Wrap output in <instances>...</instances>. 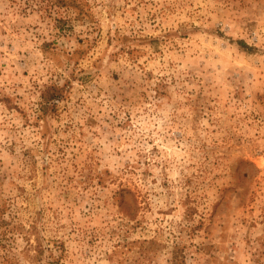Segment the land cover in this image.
<instances>
[{"label": "rangeland", "instance_id": "rangeland-1", "mask_svg": "<svg viewBox=\"0 0 264 264\" xmlns=\"http://www.w3.org/2000/svg\"><path fill=\"white\" fill-rule=\"evenodd\" d=\"M0 264H264V0H0Z\"/></svg>", "mask_w": 264, "mask_h": 264}, {"label": "trees", "instance_id": "trees-1", "mask_svg": "<svg viewBox=\"0 0 264 264\" xmlns=\"http://www.w3.org/2000/svg\"><path fill=\"white\" fill-rule=\"evenodd\" d=\"M59 98V95L56 93L55 89L49 90L42 93V103L43 106H54L55 101Z\"/></svg>", "mask_w": 264, "mask_h": 264}]
</instances>
